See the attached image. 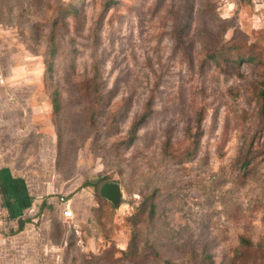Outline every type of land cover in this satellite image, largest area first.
I'll use <instances>...</instances> for the list:
<instances>
[{"label": "rangeland", "instance_id": "1", "mask_svg": "<svg viewBox=\"0 0 264 264\" xmlns=\"http://www.w3.org/2000/svg\"><path fill=\"white\" fill-rule=\"evenodd\" d=\"M221 44L261 64H214ZM263 76L264 0H0V145L31 194L23 264H195L202 246L227 264L240 237L264 242ZM103 182L121 185L119 211Z\"/></svg>", "mask_w": 264, "mask_h": 264}, {"label": "trees", "instance_id": "2", "mask_svg": "<svg viewBox=\"0 0 264 264\" xmlns=\"http://www.w3.org/2000/svg\"><path fill=\"white\" fill-rule=\"evenodd\" d=\"M71 11L72 13H76V9L65 10ZM233 50V51H232ZM207 59L214 64H220V62H230L235 69H239L243 63H252V64H261V58L259 55L255 53L243 54L240 52V49L237 46L226 47L225 44H221L217 50H213L211 53L207 55ZM257 98L261 103L262 111H264V76L260 78L258 84ZM52 104L54 111H58L59 103H58V95L56 92H53ZM151 113L150 103L147 102L142 112L135 118V120L131 123L128 134L131 135L128 142L132 141L135 137V133L137 129L141 126L142 123L148 118ZM201 122V114L198 113L196 115L195 124L196 128L199 129ZM201 134V130L199 133H196L195 142L198 140ZM154 213V205L150 204L148 206L147 217L152 219ZM255 254V259L251 264H264V242L253 243L250 239L246 237H240L237 246L233 250L232 258L230 262L227 264H240L244 261L245 257L250 253ZM125 257H134V252H125L123 253ZM198 257V261L195 264H214V261L209 254L207 247L202 246L198 252V254H193L192 258Z\"/></svg>", "mask_w": 264, "mask_h": 264}, {"label": "crops", "instance_id": "3", "mask_svg": "<svg viewBox=\"0 0 264 264\" xmlns=\"http://www.w3.org/2000/svg\"><path fill=\"white\" fill-rule=\"evenodd\" d=\"M2 148L0 145V164L3 167H0V264H23V239L27 234L23 228L28 224L20 219V215H23V207L28 204V196L31 194L19 176L11 170L14 167L8 159L13 152L3 153ZM14 222L17 223L16 228H13Z\"/></svg>", "mask_w": 264, "mask_h": 264}, {"label": "water", "instance_id": "4", "mask_svg": "<svg viewBox=\"0 0 264 264\" xmlns=\"http://www.w3.org/2000/svg\"><path fill=\"white\" fill-rule=\"evenodd\" d=\"M99 195L109 202L115 211H119L125 205L124 191L117 182H103L99 188ZM22 225V221L19 220Z\"/></svg>", "mask_w": 264, "mask_h": 264}, {"label": "built area", "instance_id": "5", "mask_svg": "<svg viewBox=\"0 0 264 264\" xmlns=\"http://www.w3.org/2000/svg\"><path fill=\"white\" fill-rule=\"evenodd\" d=\"M60 204L63 206L61 209V218L63 221H73L74 213L71 209L69 200L60 198Z\"/></svg>", "mask_w": 264, "mask_h": 264}]
</instances>
